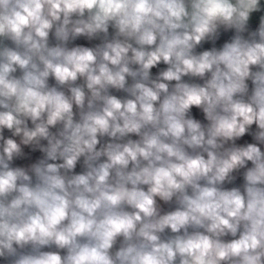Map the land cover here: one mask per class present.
Instances as JSON below:
<instances>
[{
    "label": "clouds",
    "instance_id": "9594fccd",
    "mask_svg": "<svg viewBox=\"0 0 264 264\" xmlns=\"http://www.w3.org/2000/svg\"><path fill=\"white\" fill-rule=\"evenodd\" d=\"M0 264H264V0H0Z\"/></svg>",
    "mask_w": 264,
    "mask_h": 264
}]
</instances>
